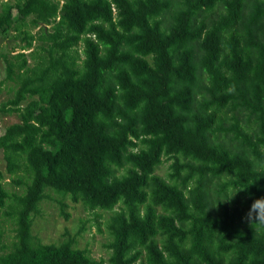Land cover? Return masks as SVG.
<instances>
[{
    "label": "trees",
    "instance_id": "trees-1",
    "mask_svg": "<svg viewBox=\"0 0 264 264\" xmlns=\"http://www.w3.org/2000/svg\"><path fill=\"white\" fill-rule=\"evenodd\" d=\"M9 31L0 150L22 192L0 171V264L104 263L34 236L48 190L111 212L107 264H264L246 217L264 197V0H15Z\"/></svg>",
    "mask_w": 264,
    "mask_h": 264
},
{
    "label": "rangeland",
    "instance_id": "rangeland-1",
    "mask_svg": "<svg viewBox=\"0 0 264 264\" xmlns=\"http://www.w3.org/2000/svg\"><path fill=\"white\" fill-rule=\"evenodd\" d=\"M14 1L0 0V10L4 3H13ZM35 31L36 29H32V32ZM19 43L22 42L16 37L15 32L9 31L8 36L0 37V54L1 52L13 50V46H17ZM4 76V64L0 57V86H2L0 103L12 95L11 89L14 87V83L9 80L6 81ZM17 120L15 113L8 115L0 113V134L7 125ZM170 162L171 160L164 158L162 163L156 168V174L166 176ZM0 171L4 175L3 182L9 191L22 192L21 186L8 182L10 176L6 170V161L1 150ZM39 207V213L33 216L32 226V233L38 240L43 243H58L65 237L72 236L77 247L87 248L93 258L103 259V264H107L110 250L106 245L111 241V236L107 231L106 221L111 214L110 211L87 210L80 202H72L69 196L57 194L52 190L47 191V197L40 202ZM5 210H8L7 206L4 209H0V229L3 232V242L6 246L4 251H8L14 241L15 226L12 219L4 214ZM64 212L68 213L67 218Z\"/></svg>",
    "mask_w": 264,
    "mask_h": 264
},
{
    "label": "clouds",
    "instance_id": "clouds-1",
    "mask_svg": "<svg viewBox=\"0 0 264 264\" xmlns=\"http://www.w3.org/2000/svg\"><path fill=\"white\" fill-rule=\"evenodd\" d=\"M246 217L252 224L260 223L264 225V197L257 198L253 201L249 212L246 214Z\"/></svg>",
    "mask_w": 264,
    "mask_h": 264
}]
</instances>
